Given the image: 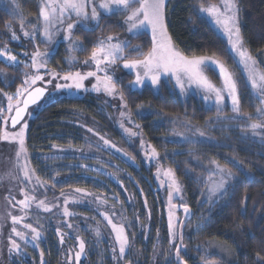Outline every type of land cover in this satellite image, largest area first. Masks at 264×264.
<instances>
[{
  "label": "trees",
  "instance_id": "trees-1",
  "mask_svg": "<svg viewBox=\"0 0 264 264\" xmlns=\"http://www.w3.org/2000/svg\"><path fill=\"white\" fill-rule=\"evenodd\" d=\"M212 1L215 0H167L165 24L168 33L185 56H213L221 61L237 81L241 113L252 114L256 108L255 102L226 42L198 13L199 5ZM237 3L244 47L256 58L259 69L264 71V0H237ZM18 6L26 16L37 14V0H18ZM7 22L12 23L11 15L0 5V47L7 44L10 51L17 52L23 48L8 38V29L5 27ZM88 29L90 30L78 27L73 32V37H79L84 43V49H78L76 53V61L67 63V51L64 44L60 43L48 59L49 70L55 69L61 75L69 71H91L82 62L90 54L98 38H105L109 34L118 40L127 41L129 48L140 45L141 52H147L151 47V37L146 32L133 36L125 34L121 12L102 15L98 25ZM126 55L129 59L141 58L127 49ZM121 61L118 60V63ZM0 70L6 71L10 79L5 83L0 78V89L7 94L14 93L22 84L20 67L6 66L0 61ZM112 76L119 92L124 95V102L127 103L135 123L140 126L143 137L157 149L160 161L173 170L182 184L186 203L191 210V216L184 222L181 230L182 244L185 247L181 256L187 264H199L203 253L201 249L204 247L211 253L225 251L226 256L221 260L225 264H255L256 253L264 256V153L247 146L232 130L226 129L214 131L216 143L200 144L197 151L193 147H187L186 151L191 150L190 152L181 150L182 146L167 140L171 137L167 122L179 119L203 128L214 118V110L205 107L193 96L180 100L168 84L161 83L158 93L150 87L130 91V73L114 69ZM137 105L142 107L137 108ZM3 106L0 101V108ZM104 109L102 101L92 95L60 97L46 104L34 115L27 129L25 147L30 164L36 176L51 184L55 193L80 188L103 195L113 207L116 219L120 218L130 240L126 255L113 262L109 244L103 235L85 234L86 257L81 264H178L173 258L174 247H170L168 241L163 199L155 189L152 169L141 164L139 154L123 140ZM3 114L4 112L0 113V128ZM89 127H95L98 132L122 146L134 157L137 167L101 149H96L95 158L87 160H78L73 156H54L57 147L92 148L86 129ZM173 151L180 152L167 156ZM193 156L202 161H216L235 176L236 181L231 189L211 209L205 203L199 204L201 193L198 184L193 172L188 173V170L197 169L191 164ZM233 158L249 176L231 163ZM80 162L100 165L112 173L121 186L103 174L80 167L77 165ZM55 177H60V180L54 181ZM242 200H245L243 209ZM85 213L93 214L87 211ZM95 220L101 224L97 216ZM104 231L106 233L105 228ZM39 249L44 252V264H62L63 253L53 233H46ZM29 251L30 257L17 264H40L41 258L34 251ZM210 260L215 261L216 258L212 257Z\"/></svg>",
  "mask_w": 264,
  "mask_h": 264
},
{
  "label": "rangeland",
  "instance_id": "rangeland-1",
  "mask_svg": "<svg viewBox=\"0 0 264 264\" xmlns=\"http://www.w3.org/2000/svg\"><path fill=\"white\" fill-rule=\"evenodd\" d=\"M38 1V12L40 7L41 0ZM167 1V0H166ZM96 3H99V0H96ZM210 4H215L221 8V11H223V0H215L209 3L204 4L205 7H207ZM0 5L9 12L12 18V26L15 30L17 36L19 39L12 40L11 39V32L9 30L8 38L18 44V46H21L23 49L18 50L17 52H12L13 54L17 55V59L19 61H25L28 64L31 63L30 54L36 50L37 45L39 46V50L41 52H44L47 48H51L54 50L58 44L63 43L64 47L67 51L68 43L63 40V27H66V24L63 26L57 25L58 28H60V32L54 37L52 44H47L45 42H42L39 35H37L36 40H32L29 38H26L23 36V32L20 29V17L16 13L20 12L19 6H18V0H0ZM138 6V5H134ZM201 5L198 6V9ZM92 5L89 4L87 6V10L89 14L91 13ZM117 13V12H115ZM123 14V22L124 17L127 13L121 12ZM199 13V12H198ZM22 14V13H21ZM111 14V13H110ZM25 18V25L24 30L31 31L32 25L36 23V15L35 16H26L22 14ZM108 15V14H104ZM201 17H203L208 24L212 27V29L226 42V46L236 64V66L239 68L241 74L243 75L251 96L255 102V111L252 113V118L248 119V117L244 116L243 113L241 115L236 116L232 112L231 108V102L230 99L227 100L226 106H221V111H217V107L215 105V94H211V100L209 102H205L203 97L207 94L202 89L198 88L195 84L189 85L187 83V78L185 77V92L181 94L180 89L178 86H176L175 79L171 77V75L163 76L161 79V83L168 84L176 93L178 98L180 100H185L188 97H195L196 99L200 100L205 107L213 109L215 112L214 118L211 120V122H208L205 127L200 128L197 126H193L185 121L179 120V119H170L167 122L168 130L171 134V137L167 140L182 146L183 151H186L187 147L191 148L193 147L197 151V147L200 144H213L217 142V138L214 135V131L217 130H232L234 134H236L238 137L244 140L245 144L247 146L253 147L260 152L264 153V132H261V135H254L250 128H248V125L264 120V115H261L260 113L256 112L257 107H264V105H260L259 100L256 98L257 94H254L251 91V85L250 82H248V72L245 69L244 64L240 63V57L239 55L232 50L231 44L229 43V36L228 33L224 30V28L221 25H217L215 23V20L207 13H199ZM67 22H72V20H75L76 17L73 14L72 20H68L67 16L65 17ZM84 24H87L88 28H93L96 26L95 22L91 21H84ZM42 27V24H41ZM83 27V26H81ZM128 26L124 23V29L125 34L127 36H133V34H130L127 31ZM149 36L151 37V30L147 29L145 31ZM74 38V37H73ZM118 39L113 40V43H116ZM9 50V49H8ZM53 52V51H52ZM78 52V49L69 53L67 51V58L66 61L68 64L74 63L76 61V53ZM24 53H28L29 55H24ZM74 57V61H70L69 57ZM47 60L49 57L43 58ZM0 61H2L6 66H10L7 64L3 58H0ZM88 66L91 68L90 70H95L94 64H88ZM15 67V66H10ZM21 72H22V81L24 80V73H32L33 70L31 68H25L24 64H19ZM256 68L258 71H261L256 64ZM114 69H121L123 72L130 73L132 75V81L135 79V72L131 71L130 69L123 68V61L116 62L115 65L110 66L109 69V75H112ZM51 70L48 69V67L40 69L39 74L45 76L44 81H38L35 86H41L45 87L48 91L46 93L45 98L40 102L39 108L37 106H34L29 110L31 115H26L25 121L27 123V127L25 128V139H26V133L29 126L30 121L34 117V115L41 110L46 104L49 102L60 98V97H83L85 95H92L96 96L102 101V104L104 105V113L107 114L109 120L111 121L113 127L118 131V133L123 137V140L131 145L133 149L136 150V152L139 154V159L141 161V164L145 168H151L152 169V176L153 181L155 184V189L160 192L163 199V210H164V217L166 220V227L168 232V217H169V184L170 179L168 176L165 175V170L171 169L168 165L163 164L160 159L159 155L155 159H150L148 156H146L147 152H150V148L148 145H150L146 139L143 137L142 133L140 132L139 128L136 127L135 120L133 118L132 113L128 110V108H122L121 104L122 101L120 100V96H109L107 95L101 86V91H93L92 85L97 83L96 79L94 77H89L87 80L84 81L85 88L87 90L81 89L76 90L72 89L71 91L65 89V90H55L56 83H65V81L57 80L51 75H46V72H50ZM86 73V72H81ZM101 76L104 75V73H99ZM61 75V74H60ZM204 75L217 87V88H223V79L220 76L219 68L215 65H210L208 67L204 68ZM62 76V75H61ZM0 78L3 82L8 83L10 79L8 78L7 72L0 70ZM48 80H52V83H47ZM70 83V82H69ZM161 85V84H160ZM143 87H150L152 88L150 81L145 82V85ZM142 88V87H141ZM137 88V89H141ZM135 89V90H137ZM154 91H156L154 88H152ZM16 92V91H15ZM14 92V93H15ZM9 94V95H13ZM223 95L227 98V92L225 91ZM0 101L2 102L3 109H4V116H9L12 113H8L7 111V105L8 100L6 96L4 95V92H0ZM121 112H124L125 115L122 117ZM130 113V115H128ZM1 120V128L0 133L7 130L8 132H17L19 131V128L21 125H18L15 128H10L8 125V121L5 122L3 119ZM235 117V118H234ZM121 124H123V128L121 127ZM125 128L131 129V131L136 132V136H131L127 132H125ZM92 129V131H88L89 133V143L91 144L92 148L90 147H79V148H55V157H65V156H73L75 159L78 160H87L88 158H92L96 155V149H101L104 151L109 152L111 155L121 159L122 161L137 167L136 160L133 156H131L122 146H120L117 142H115L113 139H110L106 137L105 135L98 132V130L95 129V127H89L86 128ZM203 131L205 133L204 137H200L199 132L197 131ZM261 131V130H258ZM103 137L104 139H101ZM104 140L110 141V144L106 145L104 143ZM144 141V145H141V141ZM114 145V147H113ZM19 145L17 142L14 141H6V140H0V177H3V179H0V264H17L20 260H25L30 257V251H34L39 258L40 256V249L36 248L31 242L25 243V241L20 240L19 237H16L14 234H12L11 229L12 227H16L19 231L27 233L26 239L30 241L31 238V232L29 229L24 228V224H31L33 227H37L42 232V238L40 244L44 241L46 233H53L57 240L58 245L61 249V252L63 253L62 257V264H76L75 262V252L78 251V242L76 241V237L79 236L81 239L84 240L85 234L90 235H97V230H99V233L103 235V237L106 239V241L109 244V254L113 262H117V260H120L119 257V246L115 244V233L112 231V227L110 224H108V221L104 219V216L102 213H107L109 217L111 218L112 222L116 225H122L120 218L116 219V215L114 213V209L112 206L109 205V203L106 200V197L99 194H94L90 191L84 190L81 193H77L75 189H67L62 190L57 193L54 192L51 184H48L42 180H40L42 183L45 184L44 187H40L39 184L36 181V174L34 172V175H32V180L29 182L27 179L24 178L22 168L25 164H27L29 169H32V166L30 164V160L28 157V154L21 156L19 158V161L17 162L15 153L18 150ZM186 151V152H190ZM180 151H173L169 152L167 156H174L175 154L179 153ZM127 154V155H126ZM231 163L237 167L240 171H242L245 175L249 176V173L244 170L241 166V164L236 160L232 159ZM192 166L197 168L195 171H189L188 173L191 174L193 172V177L196 180L198 184V189L201 193L200 202L207 204L209 209L212 208L215 204L219 203L227 194V192L231 189V186L236 181L235 176L234 178H228L226 188L227 191L223 194H216L213 195L210 193L209 188L212 186L214 182H218L221 178V174L217 171V164L213 163V160L211 159H205L200 160L196 158L195 156L192 157ZM80 167L88 170H92L93 172H98L100 174H103L108 179L113 181L115 184L121 186V184L117 181L116 177L105 170L100 165L94 164V165H88L84 163H78ZM220 167H224L223 165H220ZM227 169V168H226ZM159 170V171H158ZM172 173L173 170L171 169ZM11 173V177H16L15 179L9 177L7 174ZM175 176V174H174ZM176 178V176H175ZM60 180V177H55L54 181ZM176 180L181 185V192L179 194H175L172 198V204L177 205V207L174 209L175 216L178 220H182L183 224L184 222L190 218L191 216V210L189 214H185L182 207H179L181 204H187L186 198L184 194V190L182 187L181 182L176 178ZM24 189L29 194L36 196L37 200L41 199H47V201L52 204L56 205V207H53L50 212H44L42 209L37 208L36 203L33 202L28 209H25L24 211L20 210V206L17 204L16 207H12V205L8 204L5 200L6 196L14 195L16 197V200L13 201V204L16 203V201L23 199V195L21 194V189ZM35 189V191H33ZM61 192H63L65 195L61 196ZM67 198L69 200V203L67 205L69 212L72 214L68 217H65L63 215V208L65 207L64 199ZM85 211L92 212V215H88L85 213ZM11 213L12 215L22 216L23 220L13 225L11 220ZM114 213V215H113ZM96 216L100 219L101 224L97 223L95 218ZM68 224L73 225L72 228L68 227ZM183 225L177 223L175 226V239L171 240L169 238L168 234V241L170 244V247L173 251V258H176L175 256V245L181 244V230ZM60 228L62 233H65V242L63 244L60 243V238L56 234V229ZM104 228L106 229V233L104 231ZM12 235V238L17 241L21 245L22 251L17 254L15 252L10 253L9 252V236ZM183 245V244H182ZM113 248H115V252H113ZM215 248V247H213ZM71 251L73 260L69 262L67 260V255ZM203 252L201 254V258L199 260V264H225L221 262L223 256H226L225 251L217 252L213 251L212 253L204 247L201 249ZM221 251V250H219ZM185 252L184 245L181 248V253L183 254ZM223 253V255H222ZM86 257V250L85 253L81 257V262L85 260ZM215 257L216 260L212 261L210 258ZM80 262V264H81ZM41 264V259H40Z\"/></svg>",
  "mask_w": 264,
  "mask_h": 264
},
{
  "label": "snow or ice",
  "instance_id": "snow-or-ice-1",
  "mask_svg": "<svg viewBox=\"0 0 264 264\" xmlns=\"http://www.w3.org/2000/svg\"><path fill=\"white\" fill-rule=\"evenodd\" d=\"M91 4V13L89 14L87 6ZM134 5H138L135 6ZM165 9L166 0H41L38 15H36V23L32 25L31 31L24 30V25L26 18L19 12L20 29L23 32V36L32 40L37 39V35L41 38L42 42L47 44H52L54 37L60 32V28L57 25L63 27V40L68 43L67 51L69 53L79 49H84V43L79 37L73 38V32L76 28L83 26L86 30L88 29L87 24L84 21L95 22L98 25L100 17L104 14H114L115 12L127 13L124 17V23L128 26L127 31L133 35H141L147 29L151 30V47L147 52H141L140 45H135L129 48L127 41H118L113 43L114 39H117L113 35L109 34L105 38H98L95 46L91 49L90 54L82 62L85 65L94 64L95 70L88 71L86 73H81L80 71L72 72L69 71L64 75H60L55 69L50 72H46V75H51L57 80H63L65 83H56L55 90H87L85 88L84 81L89 77H94L97 83L92 85L93 91H101V86L103 91L109 96H120L122 101L121 107L127 108V103L124 102V95L119 92L117 83L112 75H109L110 66L115 65L118 60L123 61V68L130 69L135 72V79L129 82V90H135L141 88L145 85L146 80L150 81L152 88H154L157 93L159 91V86L161 84V79L163 76L171 75L175 79L176 86L179 87L181 94L185 92V77L187 78V83L189 85L195 84L198 88L202 89L207 93L203 99L205 102L211 100V94H215V105L217 111H221V106H226L227 100L230 99L232 112L236 116L241 115V101L238 93L237 81L233 78V75L228 71L225 65L215 59L213 56H185L177 47L172 37L168 33L167 26L165 24ZM239 7L237 0H223V11L221 8L215 4H210L205 7L201 4L198 9L199 13H207L209 17L215 20L217 25H221L224 30L228 33L229 43L231 44L232 50L236 52L240 57V63L244 64L245 69L248 72V82L251 85V91L256 95L259 100L260 105H264V71H258L256 68L257 60L249 52L247 48L244 47V40L241 34V29L238 22L239 17ZM73 14L76 19L72 20ZM72 22H67L65 17ZM42 24V27H41ZM5 27L11 32V39L17 40L15 30L13 29L12 23L7 22ZM126 49L129 52L137 53L138 57L141 58H127ZM52 49L47 48L44 52L39 50L37 45L36 50L30 54L31 63L28 64L25 61H19L17 55L13 54L8 50L7 44L0 47V58L9 64L10 66H19L23 63L24 67L31 68L33 72L30 74L28 72L24 73V80L21 86H18L16 92L13 95L4 93L8 100L7 111L8 113L14 112V115L4 116L5 122L11 121L13 127L18 124L21 125L19 131L8 132L7 130L0 133V140L14 141L19 145L18 150L15 153L17 162L21 156L26 155L27 149L25 147V128L27 127L26 121L23 119L25 115H31L29 112L30 106H37L39 108L40 102L45 98L46 92L48 91L45 87H35L38 81H44L45 76L40 75V69L47 67V60L43 59L45 57H50L52 54ZM24 55H29L24 53ZM70 61H74V57L68 58ZM210 65H215L219 68L220 76L223 79V88H217L205 75L204 68ZM99 73H104L101 76ZM52 80H48L47 83H52ZM70 82V83H69ZM3 90L0 89V92ZM227 92V98L223 95ZM142 107L137 105V108ZM4 109L0 108V113H3ZM257 113L264 115V107H257ZM125 115L121 112V116ZM130 115V113H128ZM244 116L248 119L252 118V114L244 112ZM235 118V117H234ZM123 128V124H121ZM139 128V125H136ZM254 135H261L264 132V120L253 122L248 125ZM131 136H136L137 133L131 131V129H124ZM261 130V131H258ZM92 131V129H88ZM200 137H204L205 133L199 131ZM101 139H104L101 137ZM106 145L110 144V141L104 140ZM141 145H144V141H141ZM114 147V145H113ZM151 149L150 152L146 153L150 159H155L159 153L157 149L151 145H148ZM127 155V154H126ZM213 163L217 164V171L221 174V178L218 182H214L209 188L211 194H223L227 191L226 184L228 178H234L230 170L220 167L216 161ZM23 176L29 182L32 180V175H34L35 170L29 169L27 164L21 169ZM159 171V170H158ZM11 177V173L7 174ZM165 175L169 177V217H168V234L171 240L175 239V226L177 223L183 225L182 220H178L175 216L174 209L177 205L172 204V198L175 194L181 192V185L176 180L174 173L171 169L165 170ZM15 179L16 177H11ZM3 179V177H0ZM36 181L40 187H44L45 184L40 181L39 177H36ZM55 185H53L54 187ZM23 195V199L16 201L14 195L9 194L5 197V200L12 207H16L18 204L20 210L24 211L28 209L30 205L35 202L37 208L42 209L44 212H50L56 205L50 204L47 199L37 200L36 196L29 194L23 188L20 190ZM35 191V189H33ZM77 193H81L84 190L77 188L75 189ZM61 196L65 194L61 192ZM69 200L64 199L65 207L63 208V215L68 217L72 215L68 210ZM245 205V200L241 201V208L243 209ZM145 207H147V201H145ZM185 214H189L190 210L187 204H181ZM11 215V220L13 225L20 223L23 220L22 216ZM104 219L108 221L111 225L112 231L115 233V244L119 246V257L122 259L130 247V240L128 235L125 233V228L123 225H116L112 222L111 218L107 213H102ZM114 215V213H113ZM69 228L73 225L68 224ZM24 228L29 229L31 232L30 241L26 239L27 233L19 231L16 227H12L11 232L20 240L25 241V243L31 242L36 248L40 247V242L42 238V232L39 228L33 227L31 224H24ZM56 234L60 238V243L65 242V233H62L60 228L56 229ZM97 236H99V230H97ZM181 242L183 241V234L180 235ZM78 242V251L75 252V262L80 264L81 257L85 253L86 244L85 240L81 239L79 236L76 237ZM182 243L175 245V256L177 258L178 264H187V261L181 256ZM22 251L21 245L17 243L12 235L9 236V252L19 254ZM115 252V248H113ZM41 264H44L43 256L44 252L41 250ZM67 260L71 262L73 256L71 251L67 255ZM208 264V262H206ZM255 264H264V256L260 253H256Z\"/></svg>",
  "mask_w": 264,
  "mask_h": 264
},
{
  "label": "water",
  "instance_id": "water-1",
  "mask_svg": "<svg viewBox=\"0 0 264 264\" xmlns=\"http://www.w3.org/2000/svg\"><path fill=\"white\" fill-rule=\"evenodd\" d=\"M35 87H41V86H35ZM46 93H47V92H46ZM34 106H35V105H33V106H30L29 110H30L31 108H33ZM14 114H15V113H14V112H12V114H11V115H14ZM26 115H27V114H26ZM26 115H25V117H26ZM25 117H24L23 119H25ZM8 125H9V127H10V128H15V127H13V126H12V124H11V121H10V120H8ZM18 125H19V124H18ZM18 125H17V126H18ZM17 126H16V127H17Z\"/></svg>",
  "mask_w": 264,
  "mask_h": 264
}]
</instances>
